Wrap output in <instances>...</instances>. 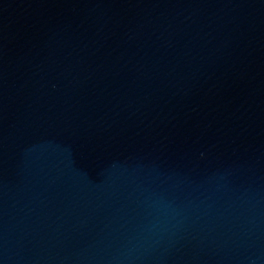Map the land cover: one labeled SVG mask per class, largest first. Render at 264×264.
I'll return each instance as SVG.
<instances>
[{"label": "water", "instance_id": "1", "mask_svg": "<svg viewBox=\"0 0 264 264\" xmlns=\"http://www.w3.org/2000/svg\"><path fill=\"white\" fill-rule=\"evenodd\" d=\"M0 264H264V0H0Z\"/></svg>", "mask_w": 264, "mask_h": 264}]
</instances>
